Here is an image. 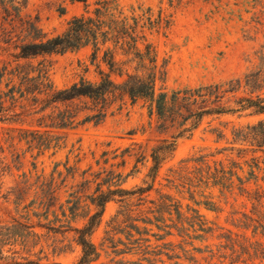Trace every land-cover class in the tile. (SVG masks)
<instances>
[{
	"label": "rangeland",
	"instance_id": "374dc122",
	"mask_svg": "<svg viewBox=\"0 0 264 264\" xmlns=\"http://www.w3.org/2000/svg\"><path fill=\"white\" fill-rule=\"evenodd\" d=\"M97 1L27 0L22 14L36 17L37 27L51 36L63 32L73 17L92 11ZM115 2L118 19L127 17L135 34L144 35L137 48L145 52L148 44L156 65L155 94L166 92L171 109L158 116L149 99L132 101L120 90L43 109L46 95L38 93L36 81L31 88L24 86L30 92L19 101L24 110L15 109L23 113L20 122L0 121L1 157L7 166L0 178V264H76L81 252L75 228L96 211L91 198L100 191H133L148 184L152 189L142 194L143 200L135 193L118 201L114 194L106 202L90 236L99 256L89 264H264V146L232 136L233 130L264 119V113L241 109L235 101L264 98V82L244 81L246 74L264 68V0ZM4 26L11 40L4 41L0 29V69L28 64L33 77L44 70V82L54 90L80 79L97 82L100 71L120 83L135 66L125 51L116 49L110 69L104 54L109 43L100 46L94 60L89 45L15 60V44L29 38L20 28ZM236 79L239 85L233 83L235 90L226 91L221 102L237 111L205 114L195 128L181 133L194 118H184L188 103L183 93L170 101L172 91L212 84L226 90V83ZM5 83L3 77L0 90H6ZM164 144L171 146L161 150L152 179L151 153ZM200 155H208L210 170L223 168L224 185L201 179L206 164L189 160ZM161 194H168L183 216L197 210L203 230L176 224L190 229L186 236V231L164 227L175 225L179 215L154 220L151 213H139L152 221H137L140 233L134 232L129 242L123 218L114 223L111 217L123 203L151 210ZM166 230L171 235H164Z\"/></svg>",
	"mask_w": 264,
	"mask_h": 264
},
{
	"label": "trees",
	"instance_id": "16d2710c",
	"mask_svg": "<svg viewBox=\"0 0 264 264\" xmlns=\"http://www.w3.org/2000/svg\"><path fill=\"white\" fill-rule=\"evenodd\" d=\"M69 1L81 3L86 2V0ZM26 4L27 0H0V29L4 35V41L6 40L8 42L11 40V37L7 35L6 27L4 26L5 24L10 26L11 29L16 27L20 28L24 37L29 38L28 40L22 38L20 39V43L15 44V47L18 50V52L14 54L15 60L32 58L42 54H60L68 50H76L88 45L92 48L91 55L94 60L100 46L109 43L112 47L107 46L104 50V54L108 56L105 58V61L110 69L113 70V66L115 65L113 52L116 49L125 51L124 54L129 56L128 62H134L135 66L132 72L125 73L126 76L120 83H116L109 73L100 71V80L97 82L80 79L78 82H74L68 87L54 90L48 82H44V80H47V77L43 75V73H45L44 70L38 71L39 74L37 76L39 77H33L29 76L28 64L18 65L17 63V65L9 69L4 65L0 69V81L3 77L6 78V90H0V121H8L10 123L20 122L19 120L23 113L21 111L16 112L15 109L19 108L24 110L23 107L20 108L19 101L23 97L24 92H30V89L26 90L24 89V86H29L31 88L33 80L36 81L37 89L39 91L38 93L46 95L42 100L44 103L42 106L43 109L49 104L62 103L81 97L90 99L103 98L106 93L120 90L132 101L137 98L149 99L154 103L156 114L158 116L165 115L169 108V100L166 92L155 94V82L157 79L155 72L156 65L154 64L155 59L149 58L148 56V44L145 45V52H141L137 48L138 41L144 40V35L137 36L135 34L134 28L130 25L127 17H123L121 20L118 19L121 12H119L118 4L115 0H99L95 2V7L92 11L73 17L68 21L67 27L63 32L51 36L42 33L37 27L36 17L33 19L24 17L22 12ZM135 53L136 56H134ZM146 62H149L150 66ZM118 71H121V69H118ZM250 77L254 78L256 81L264 82V68L263 70L258 68L257 72L246 74L244 80L246 81V84H248ZM16 79L17 83L11 84V82ZM233 83L239 85L240 81L239 79L228 81L226 83V85H228L226 90H221L223 84H212L189 88L183 91H172L171 96H173V98H171L170 101L174 102L178 99L177 93L181 92L184 94V97H186L184 101L188 103L190 107L193 105L197 106L196 110H192L187 104H185L186 106L184 109L188 112V115L184 116L183 114L184 118L193 117L194 120L193 124L190 127H184L181 133L195 128L198 124L197 120L201 119L205 114H220L223 112L237 111L238 108H227L221 102L226 91L235 90L236 85ZM254 91L255 90H251L249 93H253ZM16 93L19 95H16ZM235 101L240 103L239 107L241 109L250 108L254 114L264 113V98L259 95H256L253 98L252 96L240 97ZM43 118L44 116H41L40 120ZM232 136L234 141H246L256 147L264 146V119L258 120L256 124L247 125L244 128L233 130ZM169 145L164 144L153 149L151 153L153 165L150 169V176L152 179L157 175L161 150H167ZM207 156L208 155H200L197 158L194 157L189 160L206 164L205 157ZM6 168L7 166L1 157L0 148V178ZM224 173L225 171L222 167L220 169L214 167L213 170H210V166L206 164V171L204 175H201V179H212L213 184L224 185V179H227ZM151 189L152 184H148L145 187H138L133 191L121 188L113 190L109 189L107 192L100 191L96 196L92 197L91 203L94 205L96 211L90 214L86 223L81 228H75V242L80 247L81 252L76 264H89L98 258V249L90 240V236L99 226L104 213L105 204L112 199L111 196L117 194L120 197L118 201H121L123 196L136 193L140 196L138 199L143 200V198H141L142 194ZM171 200L172 198L168 194H161L159 202L156 204L155 208L151 210L140 209V204V206L135 209L129 208L128 203H123L121 206L123 209L117 211L110 220L115 223L118 222L119 217L123 218L120 222L126 223L125 232L129 237L127 238L129 242L132 239L134 232L137 234L140 233L139 227L136 225L137 221L149 224L152 221L150 218L140 216L139 213H151L154 220H160L164 214L171 216L174 213L179 215L180 220L176 221L175 225H164V227H169V229L173 227L177 229V231H186V236L189 235L188 232L190 229L183 227L185 224H188V227L191 228H194V225L196 224L200 227L199 230H203V223L201 222L197 210L191 209L189 217L187 215L183 216L180 213V207L178 204ZM136 209L139 210L136 211ZM169 220L172 221L171 219ZM176 224H183V226H176ZM164 235H171L170 230H166Z\"/></svg>",
	"mask_w": 264,
	"mask_h": 264
}]
</instances>
